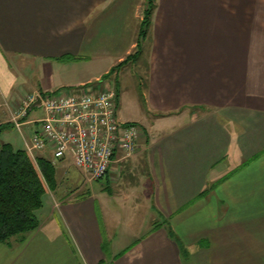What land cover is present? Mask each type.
Wrapping results in <instances>:
<instances>
[{
	"label": "crops",
	"instance_id": "obj_1",
	"mask_svg": "<svg viewBox=\"0 0 264 264\" xmlns=\"http://www.w3.org/2000/svg\"><path fill=\"white\" fill-rule=\"evenodd\" d=\"M144 3L0 0V135L28 94L104 86L93 79L137 49ZM144 46L160 127L142 128L137 152L101 178L122 196L123 237L107 198L53 197L36 230L0 243V264H264V0H157ZM19 61L40 74L24 94Z\"/></svg>",
	"mask_w": 264,
	"mask_h": 264
},
{
	"label": "built area",
	"instance_id": "obj_2",
	"mask_svg": "<svg viewBox=\"0 0 264 264\" xmlns=\"http://www.w3.org/2000/svg\"><path fill=\"white\" fill-rule=\"evenodd\" d=\"M38 96L45 115L28 122ZM117 110L118 91L106 82L98 88L31 93L22 97L11 113L34 159L38 152L50 149L54 160L69 157L89 181H94L103 178L114 161L126 160L138 149L142 127L121 121ZM26 123L39 127L29 138L24 133Z\"/></svg>",
	"mask_w": 264,
	"mask_h": 264
},
{
	"label": "rangeland",
	"instance_id": "obj_3",
	"mask_svg": "<svg viewBox=\"0 0 264 264\" xmlns=\"http://www.w3.org/2000/svg\"><path fill=\"white\" fill-rule=\"evenodd\" d=\"M147 65V50L144 46L143 52L138 59H132L126 62L122 66L116 67L115 71H110L102 75L100 79H93L92 83L96 86L103 84V82H109L113 88H115L119 94L120 99L118 101V118L124 122H133L144 130H156L158 131L160 126L153 127L154 117L152 112H149V107L145 97L146 87L143 84V77L145 76ZM117 66V65H116ZM38 68L30 69V65L26 61H19V70L17 77V84L15 92L24 94L37 86L40 83V74ZM105 70L102 65L91 67L88 71L92 74ZM99 74V73H98ZM98 76V75H97ZM92 85V84H91ZM43 94H45L43 92ZM29 118H40L45 115V109L43 106L34 107L30 113ZM29 136V134H27ZM11 142L15 147H24V138L22 133L14 125L6 124L3 128V134L0 135V145L2 142ZM52 156V155H50ZM57 167L58 175V187L55 191L50 190L48 194L44 196L45 205L50 204L53 197L57 200L64 199V196H78L86 194L91 190L93 194L98 195L99 198H107L110 202V210L121 215V219L124 223L119 224L115 220L111 223L113 233H121L123 237V231H126L125 226L127 217L124 216V202L120 200L119 194L112 193L108 188L105 189V180L98 179L89 181L84 173H82L74 164L72 159L65 158L62 160H54L53 157L49 158ZM52 192V193H50ZM114 194V197H110ZM150 211V210H149ZM146 221V225L149 226L153 220L149 214L142 212L135 221L141 222V219Z\"/></svg>",
	"mask_w": 264,
	"mask_h": 264
},
{
	"label": "trees",
	"instance_id": "obj_4",
	"mask_svg": "<svg viewBox=\"0 0 264 264\" xmlns=\"http://www.w3.org/2000/svg\"><path fill=\"white\" fill-rule=\"evenodd\" d=\"M157 0H145L143 18L139 23L137 49L116 67L138 59L149 37ZM119 97V92H118ZM2 130V126L0 127ZM56 165L47 157L35 159L26 148H17L11 142L0 145V243L20 242L41 221L44 196L58 187Z\"/></svg>",
	"mask_w": 264,
	"mask_h": 264
},
{
	"label": "water",
	"instance_id": "obj_5",
	"mask_svg": "<svg viewBox=\"0 0 264 264\" xmlns=\"http://www.w3.org/2000/svg\"><path fill=\"white\" fill-rule=\"evenodd\" d=\"M41 106H42V99L40 96H38L36 102L33 104V107H41Z\"/></svg>",
	"mask_w": 264,
	"mask_h": 264
}]
</instances>
